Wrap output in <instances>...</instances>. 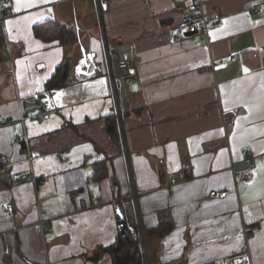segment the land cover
Listing matches in <instances>:
<instances>
[{
  "label": "crops",
  "instance_id": "crops-1",
  "mask_svg": "<svg viewBox=\"0 0 264 264\" xmlns=\"http://www.w3.org/2000/svg\"><path fill=\"white\" fill-rule=\"evenodd\" d=\"M102 2L108 43L136 62L141 84L123 101L124 143L120 131L119 143L106 132L104 118H118L105 76L54 89L45 112L29 99L46 92L64 59L78 62L80 46L103 56L94 0H20L19 10L9 0L0 10L9 16L0 47V264H112L108 253L93 258L117 239L116 200L134 222L130 177L150 264H241L247 243L251 263L264 264V0H202L208 38L179 42L168 36L190 0ZM52 22L75 41L35 34ZM232 110L225 132L221 113ZM250 157L253 180L235 181ZM21 174L26 181L10 178ZM8 203L13 216L1 209Z\"/></svg>",
  "mask_w": 264,
  "mask_h": 264
},
{
  "label": "built area",
  "instance_id": "built-area-1",
  "mask_svg": "<svg viewBox=\"0 0 264 264\" xmlns=\"http://www.w3.org/2000/svg\"><path fill=\"white\" fill-rule=\"evenodd\" d=\"M9 0H0V10L4 9L8 5ZM96 6V14L99 21V29L101 31V41L103 44V56H104V66L97 62V56L94 52L86 50L83 46H80V58L73 68V77L77 83H86L93 78L99 76H105L109 80L111 96L114 100L115 113L118 118V124L121 128V139L124 140V134L122 129V105L123 101L130 93H135L140 91L141 84L137 71V64L134 60L129 57L122 55L115 48L110 46L108 43L107 37L105 35L104 22H103V13L105 10V5L102 0H94ZM187 12L183 15L182 21L178 25V34L171 33L169 34V41L179 42L185 38H208V27L203 15V5L202 0H190L187 5ZM264 9H258L257 12H261ZM7 11H1L0 13V25L2 26L6 19L8 18ZM192 34L190 37H187L186 34ZM229 59H233V56H229ZM55 90L46 91L39 95H33L29 99L35 104L39 112H45L50 107L51 97L55 94ZM237 110H232L229 114L222 112V127L223 130H226L231 127L232 119L237 115ZM5 125L4 122H0V126ZM124 143V141H123ZM25 158L27 162L31 165L33 159L36 156L34 150L31 149L30 145L27 143V138L24 139L23 147ZM255 162L253 158L246 159V168L242 172H233V178L235 181L241 180L245 182H250L253 180L255 174ZM183 171L188 173V166L186 164L182 165ZM26 174L21 175H12L10 178L12 181H26ZM33 179V175L31 174ZM131 182V192L127 196L128 205L131 207L134 222L129 220L128 214L125 210L124 200L115 201V217H116V231L117 236L125 237L127 235L133 236L137 240V247L141 256V264H150L149 254L147 250V241L144 227L141 221V215L139 212L137 197L140 192H137L133 189L132 179ZM171 184H178L177 181H172ZM226 191H212L209 196L211 198H222L226 195ZM2 211L9 216H13L14 207L12 204H4L2 206ZM38 226L41 231H45L48 228V224L44 220H39ZM244 238L246 239V230H244ZM244 257L241 264H251L250 253L248 248V243L244 253ZM234 259L237 262H240V258ZM229 260H219L211 264H230Z\"/></svg>",
  "mask_w": 264,
  "mask_h": 264
},
{
  "label": "trees",
  "instance_id": "trees-1",
  "mask_svg": "<svg viewBox=\"0 0 264 264\" xmlns=\"http://www.w3.org/2000/svg\"><path fill=\"white\" fill-rule=\"evenodd\" d=\"M45 28L46 29L43 31L42 27H36L35 34L45 40H57L60 43L75 41L74 32L70 28L53 22L47 23ZM4 45L3 29L0 25V47ZM74 66L75 64H71L68 58L64 59L56 69L52 78L46 82L45 91H51L75 84L76 81L73 77ZM104 123L106 132L115 142L119 143L120 134L115 115L106 116L104 118ZM0 165H2L1 159ZM101 253H108L112 258V264H141V256L137 247V240L131 235H127L125 237L117 236L114 244L106 249L100 250V252H97L93 260H98Z\"/></svg>",
  "mask_w": 264,
  "mask_h": 264
},
{
  "label": "rangeland",
  "instance_id": "rangeland-1",
  "mask_svg": "<svg viewBox=\"0 0 264 264\" xmlns=\"http://www.w3.org/2000/svg\"><path fill=\"white\" fill-rule=\"evenodd\" d=\"M97 62L99 63V64H102L103 66H104V56H100V57H97ZM24 182V181H23ZM248 248H249V245H248ZM149 251H150V249H149ZM152 251V250H151ZM151 251H150V255H151ZM250 253V252H249ZM250 260H251V258H250ZM252 264V263H251Z\"/></svg>",
  "mask_w": 264,
  "mask_h": 264
},
{
  "label": "water",
  "instance_id": "water-1",
  "mask_svg": "<svg viewBox=\"0 0 264 264\" xmlns=\"http://www.w3.org/2000/svg\"><path fill=\"white\" fill-rule=\"evenodd\" d=\"M191 35H192V34H190V33H187V34H186L187 37H190ZM117 121H118V120H117ZM118 127H119V131H120V134H121V128H120L119 124H118ZM122 129H123V128H122Z\"/></svg>",
  "mask_w": 264,
  "mask_h": 264
},
{
  "label": "snow or ice",
  "instance_id": "snow-or-ice-1",
  "mask_svg": "<svg viewBox=\"0 0 264 264\" xmlns=\"http://www.w3.org/2000/svg\"><path fill=\"white\" fill-rule=\"evenodd\" d=\"M16 2H17V10H19L20 0H16Z\"/></svg>",
  "mask_w": 264,
  "mask_h": 264
},
{
  "label": "bare ground",
  "instance_id": "bare-ground-1",
  "mask_svg": "<svg viewBox=\"0 0 264 264\" xmlns=\"http://www.w3.org/2000/svg\"><path fill=\"white\" fill-rule=\"evenodd\" d=\"M243 231H244V229H243Z\"/></svg>",
  "mask_w": 264,
  "mask_h": 264
}]
</instances>
